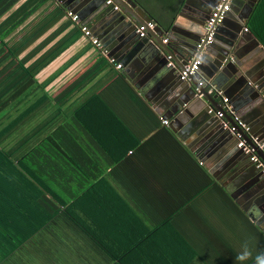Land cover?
<instances>
[{"label":"crops","instance_id":"crops-1","mask_svg":"<svg viewBox=\"0 0 264 264\" xmlns=\"http://www.w3.org/2000/svg\"><path fill=\"white\" fill-rule=\"evenodd\" d=\"M138 1L161 23L163 39L167 42L181 41L183 34L196 25L203 32L212 10L207 0ZM252 1L237 0L236 4L232 1L229 14L213 39L212 53H217V57L209 53L214 60L201 63L195 75L198 83L204 82L215 92H207L208 95L217 96L215 106L207 105L208 112L218 110L222 98H227L235 115L249 127L246 134L249 141L256 140L264 154V46L248 29L258 0L253 7ZM79 22L86 27L84 21L79 19ZM99 28L101 23L87 30L97 39L95 31ZM134 36L139 41V49L132 55L116 57H107L109 51L104 50L103 54L87 38L81 37L59 62H53L41 73L48 76L69 56L70 60L74 58L70 82L102 58L113 65L115 74L104 86L113 82L123 94L108 100V108L92 112L88 126L92 136H106L102 137L103 141L91 144L101 150L115 151L121 154V159L108 178L113 194L100 193L98 201L90 205L92 209L98 207L104 211L108 207L101 201L115 207L125 202L126 206L117 209L130 211L139 224L130 228L114 226L103 238L115 247L162 246L157 253L135 256L146 264L156 257L164 262L183 263L191 256L187 249L193 252L190 264H256L257 254L264 253V211L260 207L264 208V189L261 193L260 189L251 188L253 166L248 155L239 151L237 134L230 132L232 138L227 139L214 130V123L201 129L198 121L196 126L190 124L189 116L174 121L176 115L170 110L171 83L166 84V89H155L154 77L135 76L139 59L146 62L144 65L151 62L152 69L161 63L154 57L152 47H157L154 36L139 38L135 33ZM142 47L145 49L141 50ZM107 72L108 68L100 72L90 85L105 78ZM126 74L138 86L132 85ZM236 157L250 167L244 170ZM256 191L255 196L250 193ZM245 250L249 255L238 260L237 256Z\"/></svg>","mask_w":264,"mask_h":264},{"label":"trees","instance_id":"trees-1","mask_svg":"<svg viewBox=\"0 0 264 264\" xmlns=\"http://www.w3.org/2000/svg\"><path fill=\"white\" fill-rule=\"evenodd\" d=\"M67 13L55 0H0V264H24L30 255L39 264H72V244L87 256L84 264H146L135 256L162 246L115 247L103 238L114 226L138 223L130 211L117 209L127 204L101 201L110 208L104 211L90 205L100 193L113 194L108 178L121 159L93 146L106 136H92L88 126L92 112L123 94L113 82L104 86L115 74L113 65L102 58L70 82L69 56L41 75L85 37ZM248 29L264 46V0ZM106 68L105 78L90 85ZM187 250L191 256L183 263L156 257L148 264H190L193 252Z\"/></svg>","mask_w":264,"mask_h":264},{"label":"water","instance_id":"water-1","mask_svg":"<svg viewBox=\"0 0 264 264\" xmlns=\"http://www.w3.org/2000/svg\"><path fill=\"white\" fill-rule=\"evenodd\" d=\"M106 1L107 0H58L57 2L65 5L67 12L79 17L80 21H84L86 27L89 29H95L97 24L101 23V28H99L97 32L95 31V37H97L102 49L107 52L109 51L107 57L111 55L116 57L115 55L122 56L124 54H134L139 49V41H137L134 36L136 27L140 24L152 23L153 20L134 0H110L109 4H106ZM207 1L210 5V9L218 2V0ZM236 1L237 0H233V4H236ZM256 1L257 0L252 1L253 3L250 2V6L253 7ZM227 14H229V12ZM218 29L219 28H217V30ZM187 31L188 32L183 34V39L181 41L177 42L175 40H170L166 44H163V31L159 26L155 25L154 30H148L147 36H154L157 46L152 47L154 57L161 63L158 68L155 67V69H152L150 66L152 65L151 62H148L147 66L144 65L146 62H144L143 59H139V65L135 66V76L140 78L141 75H143L144 79L148 76L151 78L154 77L155 89L159 87L166 89V84L171 83L172 89H170L173 92V95L171 93L173 96H171V98L173 99L171 101L170 110L173 115H176L174 121H182L185 117L189 116V118H192L190 124L196 126L199 122L201 124V129H206V127L214 123L216 127V129H214L215 131L221 132L227 139H231L230 132L224 129L223 124L220 123L221 120L214 116L215 110L208 112L207 105L210 104L215 106V99L217 96L208 95L206 87H200L198 85L199 78L197 75L190 76L187 80H181L180 78L179 72L183 69L184 65H186L191 58L196 56V46L200 38L204 35V27L203 32L198 25L190 27ZM214 41L215 40L206 46L205 50L202 52L201 63L208 64V61L214 60L213 57L215 55L217 57V53H212V48H214L215 44ZM142 48L141 50L145 49ZM209 53L213 55V57H211ZM167 56H171L172 65L167 66L169 63L165 58ZM126 66L127 64L124 65V68ZM126 76L130 78L128 74H126ZM130 79L132 85H136L137 83L136 86H138V82L133 81L134 78ZM166 91H168V89ZM140 92L142 93V90H140ZM219 109L220 107L218 110ZM191 113H194V116L197 115L195 119H193L194 116H192ZM222 121L234 125L228 115H225ZM190 128L192 127L190 126ZM238 132L247 144L253 145L246 136V133L241 132L239 129ZM204 142H206V139ZM257 153L259 158L264 162L263 152L258 150ZM235 159L242 162L241 166L245 168L244 170L250 167V165L248 167V164L242 159H239V157ZM251 166H253L250 173V179H252L251 188L260 189L261 192L264 189V173L261 169H257L254 164L251 163ZM250 193L255 196L257 191L256 193ZM261 193H263V191ZM258 204L259 202H257V205ZM260 207L261 210L264 211V208H262V206Z\"/></svg>","mask_w":264,"mask_h":264},{"label":"built area","instance_id":"built-area-1","mask_svg":"<svg viewBox=\"0 0 264 264\" xmlns=\"http://www.w3.org/2000/svg\"><path fill=\"white\" fill-rule=\"evenodd\" d=\"M55 1L57 2L58 0H55ZM232 1L233 0H218L217 4L210 11L205 21V24H204V35L203 37L200 38L199 43L196 46V51H197L196 56L191 58L186 63V65H184L183 69L179 72L181 80H187L190 76H193L198 72L200 65H201L202 52L204 51L206 46L212 43L218 26L221 25L227 13L230 11ZM107 3L109 4L110 1L108 0ZM67 16L71 18L73 22L80 24L79 19L76 15L68 12ZM80 27H81V31L83 32L84 36L87 39H89L92 45L101 49L102 53L105 54V51L102 49L98 40L91 36L87 28L81 24H80ZM154 28H155V24L153 22L152 23L149 22L146 24H140L136 27L135 34L139 38H145L147 35V31L154 30ZM162 42L166 44L167 39H163ZM166 59L169 61L168 65H172L171 56H167ZM116 68L119 69L120 65H116ZM198 85L200 87H206L205 83L202 81H200ZM206 90L208 93H213L212 88L208 89L206 87ZM213 94H215V92ZM225 115H228L231 118L234 125H231L228 122L223 121L222 123L223 127L227 129L229 132L233 134H237L239 138L237 147L242 151L243 154L248 155L250 162L254 164L257 169H261L264 172V165L257 156L258 154L257 151L261 149V146L258 143H256V140H254V142H251L253 145H249L244 141V139H242L241 135L238 132V129L241 132L247 134L249 132V127L247 126V124L243 122L242 119H240L238 116L235 115L234 110L229 104V100L227 98H222L220 109L214 112V116L222 120ZM162 123L164 125H168L167 120H163Z\"/></svg>","mask_w":264,"mask_h":264},{"label":"rangeland","instance_id":"rangeland-1","mask_svg":"<svg viewBox=\"0 0 264 264\" xmlns=\"http://www.w3.org/2000/svg\"><path fill=\"white\" fill-rule=\"evenodd\" d=\"M71 244V243H70ZM51 250H53V246H50ZM50 247L48 246L47 249H50ZM54 247H58V246H54ZM32 253H34V251L32 250ZM87 256H85V254H83V252H79L77 251V246L75 244L70 245V263L72 264H84L87 262ZM41 260L39 258H35L34 255L32 257V255H30L29 257H25L23 260L24 264H39Z\"/></svg>","mask_w":264,"mask_h":264},{"label":"clouds","instance_id":"clouds-1","mask_svg":"<svg viewBox=\"0 0 264 264\" xmlns=\"http://www.w3.org/2000/svg\"><path fill=\"white\" fill-rule=\"evenodd\" d=\"M249 255L248 251L245 250L241 255L237 256L238 260H243L245 257ZM256 264H264V253L257 254L255 257Z\"/></svg>","mask_w":264,"mask_h":264}]
</instances>
